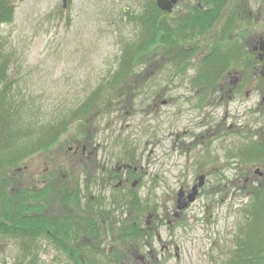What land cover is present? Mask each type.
<instances>
[{"label":"rangeland","instance_id":"1","mask_svg":"<svg viewBox=\"0 0 264 264\" xmlns=\"http://www.w3.org/2000/svg\"><path fill=\"white\" fill-rule=\"evenodd\" d=\"M155 2L11 0L13 18L0 26V39L30 128L67 120L100 92L97 115L67 123L48 153L15 170L17 184L68 182L82 212L98 205L99 234L85 241L94 264H226L245 237L264 172V162L241 155L264 136L257 111L264 81L253 77L258 64L250 55L251 42L264 38V0H228L203 36L191 26L172 33L180 40L173 48L148 47L133 59L127 82L109 92L125 43L141 31L131 15ZM194 8L207 9L202 0H179L164 20L173 26ZM214 47L233 53L220 79L248 81L233 99L211 93L219 83L196 86V65ZM190 49L188 60L177 59ZM200 176L196 200L178 210V192L191 193ZM131 223L143 233L137 242L121 240ZM20 242L0 236V264H71L44 239L35 241L34 260L25 259Z\"/></svg>","mask_w":264,"mask_h":264},{"label":"trees","instance_id":"2","mask_svg":"<svg viewBox=\"0 0 264 264\" xmlns=\"http://www.w3.org/2000/svg\"><path fill=\"white\" fill-rule=\"evenodd\" d=\"M227 1L202 0V5L207 9L194 8L193 14L179 19L173 26L166 23L164 19L167 14L159 11L154 3H149L139 14L131 15V22L137 23L141 31L135 41L125 43L120 67L112 76L109 92H113L118 85H123L119 81L127 82L132 72L133 59L148 47L169 45L173 48L180 40L172 33L183 32V29L191 26L193 28L190 30L198 29V36L206 34ZM13 14L11 0H0V26L11 22ZM225 30L227 32L228 28ZM192 51L193 49L181 51L176 57L185 62L191 57ZM231 57L233 58L231 50L221 51L214 47L196 65V86L201 89L216 87L228 70ZM8 72L9 60L0 39V236L20 240V250L25 259L34 260L35 241L44 239L65 255L71 264H94L85 254V241L96 240L99 234L98 220L102 217V211L98 205L82 212L78 194L68 182L28 189L17 184L15 175L25 160L37 154L48 153L71 121L96 116L97 96L100 92L93 93L67 120L49 122L45 127L39 125L30 128L33 124L27 116V104L15 95L12 84L8 81ZM262 114L264 115V111ZM241 155L243 160L264 162V136L248 145ZM259 180L252 209L248 214L250 219L245 237L226 264H264V255L260 251L261 242L264 243L260 235L264 224L259 225L264 220V172ZM49 211L53 213L50 214ZM129 230L127 234L120 236L121 240L137 242L143 235L132 223Z\"/></svg>","mask_w":264,"mask_h":264},{"label":"flooded vegetation","instance_id":"3","mask_svg":"<svg viewBox=\"0 0 264 264\" xmlns=\"http://www.w3.org/2000/svg\"><path fill=\"white\" fill-rule=\"evenodd\" d=\"M177 4H178V2H177ZM177 4L173 7V8H175L176 6H177ZM260 40H263L264 41V38L262 37V38H256V39H254L252 42H251V45H250V47H251V51H250V55L253 57V59L257 62V64H258V68H254V67H252L251 69H252V71L254 70V73H252V75H253V77L255 78V77H259L260 79V82H262V81H264V78H262L260 75H259V69H260V67L262 66V65H264V58H263V60L262 61H260L259 60V50H254L255 49V47L259 44V42H260ZM254 61V62H255ZM250 67H251V65H250ZM257 67V66H256ZM240 76L242 77L243 75L242 74H240ZM254 80V79H253ZM238 81H239V84H237L238 83ZM243 81V82H242ZM248 83V81H245V79L242 77L241 79H238L236 82H234V80H231L229 83H225L224 82V79H220L219 80V90H218V92H216V88H212L213 90H210L211 91V93L213 94V95H215V94H218V95H220V100H222V98L224 97V96H226L227 98H229V99H233V97L236 95V94H238V93H241V91L243 90V88H244V86L246 87L247 85L246 84ZM236 84V85H235ZM259 87V86H258ZM258 90H259V88H258ZM203 91V90H202ZM249 95V91H247L246 90V94H245V97H247ZM257 111L258 112H260V113H263V111H264V96L261 98V101H260V104H259V106H258V109H257ZM80 150V152H81V154L83 155L84 153H85V148L84 147H82L81 149H79L78 147H76V150H75V152L76 153H78V151ZM118 171H119V169H118ZM201 177V176H200ZM202 177H204V176H202ZM199 178V177H198ZM128 180H125V182L124 183H126ZM119 185H121V184H119ZM195 185H193V187H194ZM183 191V197L185 198V199H187V197H188V195L190 194V192H188L187 190L186 191H184V190H182ZM198 191H199V189H198ZM199 192H197V194H198ZM196 197H197V195H196ZM195 200H196V198H195Z\"/></svg>","mask_w":264,"mask_h":264},{"label":"water","instance_id":"4","mask_svg":"<svg viewBox=\"0 0 264 264\" xmlns=\"http://www.w3.org/2000/svg\"><path fill=\"white\" fill-rule=\"evenodd\" d=\"M179 0H156L155 4L158 10L163 13L170 14L173 10V7L177 4ZM254 50H259V60L262 61L264 58V41L260 40L259 44L255 47ZM259 75L264 78V65H262L259 69ZM237 79L234 80L236 82ZM259 176H262V173H258ZM204 177H199L197 179V184L192 188L191 193L188 195L187 199L183 197V191L180 190L177 194V209L183 210L187 208L189 203L195 201L198 189L203 186Z\"/></svg>","mask_w":264,"mask_h":264}]
</instances>
